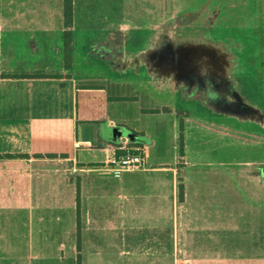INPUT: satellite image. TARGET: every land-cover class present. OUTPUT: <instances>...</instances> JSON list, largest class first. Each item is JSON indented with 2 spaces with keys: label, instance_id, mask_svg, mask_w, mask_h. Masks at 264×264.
<instances>
[{
  "label": "crops",
  "instance_id": "0c3cea01",
  "mask_svg": "<svg viewBox=\"0 0 264 264\" xmlns=\"http://www.w3.org/2000/svg\"><path fill=\"white\" fill-rule=\"evenodd\" d=\"M88 1L74 0L67 20L64 0H0V264H78L79 255L82 264H264V186L251 190L253 177H240L239 161L232 167L228 154L216 162L219 137L231 152L240 129L264 136V124L217 108L205 77L208 61L210 72L226 69L243 106L264 113V100H250L251 69L239 59L252 46L235 35L246 28L238 4L231 0L223 13V0H203L150 23L115 16L112 5L95 16ZM160 42L178 56L194 46L203 65L195 66L199 81L167 70V85L195 101L208 127L189 132L187 111L183 154L173 160L152 158L132 117L104 106L140 99H102L97 115L90 105L84 116L79 111V91H105L91 77L158 83L150 51ZM168 111L149 99L139 105L150 118ZM112 126L132 138H110ZM124 144L143 148L145 163L117 176L106 162Z\"/></svg>",
  "mask_w": 264,
  "mask_h": 264
},
{
  "label": "rangeland",
  "instance_id": "374dc122",
  "mask_svg": "<svg viewBox=\"0 0 264 264\" xmlns=\"http://www.w3.org/2000/svg\"><path fill=\"white\" fill-rule=\"evenodd\" d=\"M98 1L102 3L101 7ZM201 1L203 0H89L88 2L91 4V10L94 12L95 16L100 14V12L103 14L104 5H108L109 7L112 5L111 12L115 16L119 15L126 19L137 20L139 22L147 21L150 23H159L165 20L171 13H177L178 16L182 15V12L193 8V6L201 3ZM230 1L231 0H223V13L228 10L226 6ZM235 2L238 4V7L235 9H237L239 26L246 27H237L235 35L245 37V40L252 46L248 52L239 56L242 63L245 64L247 68L251 69V73H248V75L252 74L253 76V78L249 76L246 79L248 93L255 98L250 99L251 101L259 100L263 102L264 81L263 83L261 81L264 77V0H235ZM119 6H123V8ZM105 9L109 11V8ZM111 12L109 14H111ZM86 13L87 12H83L81 15L83 16ZM142 74L145 75L146 73ZM102 75L108 76V73H102ZM157 80L158 83L149 84V82H146L147 80L120 81L107 80L104 79V77H91L88 83L95 86L104 84L106 86L105 91L98 92V89L90 93L79 91L80 116H84L89 105L92 107L95 105L93 109L91 107V111L95 115L99 114V107H101L99 103H102V99H140L138 102L134 100L122 103L111 102L104 106L107 107L112 116L127 114L132 117L130 118L132 124H136L140 127V130L143 131L140 133L139 138L146 144L147 154H150L152 158L160 155L164 158L173 160V157L181 153L182 150L181 138H179V135L181 137L183 132L184 119H186L187 111L193 116L190 121H187L186 128L189 132L191 131L192 134H195L203 130L204 133H206L205 130H207L208 127L205 128L201 126L203 124L200 118H197L196 114L200 111V107L197 108L195 101L190 102L181 100L187 98L180 92L182 89L180 90L177 87L173 88L170 84L167 85L166 76H160ZM113 96H115V98H113ZM147 99L150 100L152 105H156L161 109L166 107L169 109L168 113H157L152 118L146 114L142 115V112H139V105L141 101L145 103ZM98 101L99 103L96 104ZM232 125L235 127L236 124L233 123ZM238 126H240V128L244 127V125L241 124H238ZM123 130H125V128ZM125 131L127 132V130ZM256 132V129H250V131L240 129L239 145L237 146L234 141L233 150L231 152L229 151L230 148L226 146L228 145V138L219 137L217 144L220 149L217 153L220 159L216 160V162L223 160L227 154L228 158L233 160L232 167L235 168L236 161H239L240 177L241 175L252 176L251 185L249 183L251 190L261 191V187L264 186V180L260 181V177H262L261 175L264 169H262V166L264 163H261L259 166V163L254 160L264 155V136L259 133L256 134ZM195 135H192V137H197ZM153 144H156V146ZM192 148L195 149L196 147L192 146ZM227 149L228 153H226ZM190 154L192 155V152ZM259 161H264V157ZM181 163L182 162H180V165ZM237 187H239V185H237ZM243 188H245V185H240V190H244ZM44 264L60 263L56 262L54 259H48L44 261Z\"/></svg>",
  "mask_w": 264,
  "mask_h": 264
},
{
  "label": "water",
  "instance_id": "95a60500",
  "mask_svg": "<svg viewBox=\"0 0 264 264\" xmlns=\"http://www.w3.org/2000/svg\"><path fill=\"white\" fill-rule=\"evenodd\" d=\"M163 37L165 38V30H163ZM183 51V50H182ZM179 52V50H178ZM155 57V64L154 66L158 68V71H154L152 73L153 76H167V70H175L171 72V76L175 79H181L183 76L187 79H198L202 80V74L199 70L196 69V67L203 66L198 65V60L200 59V55H198V52L195 51V47L192 46L189 49L183 51L182 53L177 54V49H174L173 47H167L164 44L160 42V45L156 47V49L150 51V58L152 56ZM189 63V64H188ZM210 62L208 61V68L205 73V77L211 84L212 88L216 90V94H211L212 102L217 106V108H220L224 111L234 112L237 113L240 121L244 120H250L251 122L264 124V113H261L258 109L253 108L252 106L245 105L243 106L242 99L240 95H238L237 91L233 89L231 86L227 74L226 69H223L219 74L217 72H210L209 69ZM196 66V67H195ZM179 67L182 68V70H179ZM190 67V68H189ZM185 69L186 71H184ZM169 75V76H170ZM189 75V76H188ZM187 76V77H186ZM220 77V80H216L215 77ZM204 78V77H203ZM228 95H234L235 100L227 99ZM219 105V106H218ZM109 137L112 139H118L120 138L121 141H127L129 137L132 138V133L125 132L121 130L118 126H112L108 129ZM263 175H264V169H263Z\"/></svg>",
  "mask_w": 264,
  "mask_h": 264
},
{
  "label": "built area",
  "instance_id": "2783aa9c",
  "mask_svg": "<svg viewBox=\"0 0 264 264\" xmlns=\"http://www.w3.org/2000/svg\"><path fill=\"white\" fill-rule=\"evenodd\" d=\"M118 153L113 154L108 158L106 165L117 176L123 171L133 170L143 167L145 163V155L143 148L131 147L124 144L120 147Z\"/></svg>",
  "mask_w": 264,
  "mask_h": 264
},
{
  "label": "trees",
  "instance_id": "16d2710c",
  "mask_svg": "<svg viewBox=\"0 0 264 264\" xmlns=\"http://www.w3.org/2000/svg\"><path fill=\"white\" fill-rule=\"evenodd\" d=\"M65 1V17L67 20L73 19V13H74V0H64ZM138 146V145H137ZM181 153L183 154V134H181ZM183 183L180 184V191L183 192ZM80 247V245H79ZM78 264L81 263V255H79Z\"/></svg>",
  "mask_w": 264,
  "mask_h": 264
}]
</instances>
